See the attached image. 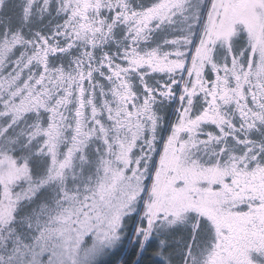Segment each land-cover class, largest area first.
<instances>
[{
  "label": "snow or ice",
  "instance_id": "snow-or-ice-1",
  "mask_svg": "<svg viewBox=\"0 0 264 264\" xmlns=\"http://www.w3.org/2000/svg\"><path fill=\"white\" fill-rule=\"evenodd\" d=\"M0 264H264V0H0Z\"/></svg>",
  "mask_w": 264,
  "mask_h": 264
}]
</instances>
